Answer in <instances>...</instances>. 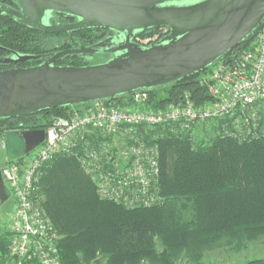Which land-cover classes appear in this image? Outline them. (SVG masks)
Wrapping results in <instances>:
<instances>
[{
    "label": "trees",
    "instance_id": "16d2710c",
    "mask_svg": "<svg viewBox=\"0 0 264 264\" xmlns=\"http://www.w3.org/2000/svg\"><path fill=\"white\" fill-rule=\"evenodd\" d=\"M17 7L12 0H0ZM56 23H71L76 17L53 12ZM261 23L238 46L211 66L163 87L148 90L149 105L158 110L183 103L187 94L196 103L211 98L202 83L219 61L230 62L253 46ZM160 29L139 37L159 33ZM105 28H83L72 33L46 32L0 14V70L3 58L12 54L39 58L20 63L22 67L43 62L51 53L75 46H91L105 37ZM73 40V42L71 41ZM58 65L94 64L85 54L59 57ZM106 104L131 105V93L104 100ZM77 105V104H76ZM71 106L45 109L23 117L0 118V133L8 130L46 129L56 117L66 116ZM237 114L211 121L208 137L190 131L173 134L157 127L160 151L161 204L127 207L99 198L92 178L73 155L58 153L43 169L36 186L41 204L60 235L62 264H92L101 256L105 264H178L187 258L200 264L208 251L229 247L237 251L248 242L264 238V117L257 129L228 136ZM203 122L199 125H205ZM195 128V129H194ZM25 155L10 160L23 162ZM8 162V163H9ZM11 233L0 237V264L9 253ZM241 264H264V257Z\"/></svg>",
    "mask_w": 264,
    "mask_h": 264
},
{
    "label": "water",
    "instance_id": "95a60500",
    "mask_svg": "<svg viewBox=\"0 0 264 264\" xmlns=\"http://www.w3.org/2000/svg\"><path fill=\"white\" fill-rule=\"evenodd\" d=\"M0 6L26 26L46 32L105 28L121 35L91 46L53 52L42 63L0 70V118L23 117L45 109L102 102L139 89H153L199 72L226 56L264 21V0H12ZM53 12L76 17L52 23ZM167 27L158 43L134 39L147 29ZM70 54H112L103 63L58 65ZM36 55L14 54L4 64H20ZM24 155L45 139V129L18 131ZM0 169V191L4 192Z\"/></svg>",
    "mask_w": 264,
    "mask_h": 264
},
{
    "label": "built area",
    "instance_id": "2783aa9c",
    "mask_svg": "<svg viewBox=\"0 0 264 264\" xmlns=\"http://www.w3.org/2000/svg\"><path fill=\"white\" fill-rule=\"evenodd\" d=\"M166 32L167 28H161L156 39ZM202 83L211 98L201 103L187 94L183 103L156 110L149 105L148 89H139L131 93V105L104 101L86 103L82 108L72 105L66 116L54 118L45 129L44 141L29 159L9 162L2 168L15 198L4 264H62L60 235L41 204L36 186L43 169L58 153L77 159L94 181L100 199L127 207H150L163 202L159 146L147 140V135L157 138V127L177 134L237 114L233 129L225 127L226 135L240 136L257 129L264 105V21L253 46L230 62L219 61ZM2 135L0 145L4 146Z\"/></svg>",
    "mask_w": 264,
    "mask_h": 264
},
{
    "label": "rangeland",
    "instance_id": "374dc122",
    "mask_svg": "<svg viewBox=\"0 0 264 264\" xmlns=\"http://www.w3.org/2000/svg\"><path fill=\"white\" fill-rule=\"evenodd\" d=\"M190 2L191 0H182L180 3L184 4ZM159 34L160 32L154 33L151 36L149 35V36L141 37L138 42L140 44L148 45L150 42H153L157 38V35ZM112 57H113L112 54L109 56L108 55L105 56L102 54L88 55L89 60H91V62L94 64L106 62ZM77 106L80 108L84 107L83 104H77ZM260 117H264V105L261 106ZM204 127L207 129L208 134L213 133L211 121H206L205 125H199V124L196 125V129L194 128L195 129L194 134L199 137H203L204 135H206L204 137H208V134L204 133L203 131ZM1 138H3V141L6 144V148H2V145H0V167L3 166L5 163H7V161L9 160L17 159L19 157L24 156V142L16 131L8 130L2 135ZM25 157L26 159H29L30 155H25ZM3 191L4 192H1L4 195L3 196L4 198L2 199H4L3 201H5L8 198V195L6 189H4ZM41 198L43 199V196H41ZM7 231H9L8 227H7ZM7 231H5L4 234ZM260 257H264V238L259 239L258 241L248 242L246 247L239 251L229 247L208 251L205 254V257L203 258L200 264H241L249 259L260 258ZM92 264H105V259L100 256L97 262ZM178 264H194V263L184 257L178 261Z\"/></svg>",
    "mask_w": 264,
    "mask_h": 264
},
{
    "label": "flooded vegetation",
    "instance_id": "af4514ba",
    "mask_svg": "<svg viewBox=\"0 0 264 264\" xmlns=\"http://www.w3.org/2000/svg\"><path fill=\"white\" fill-rule=\"evenodd\" d=\"M1 5H5L4 3H1ZM0 5V6H1ZM51 22L52 23H56V22H54V21H52L51 20ZM161 28H163V27H157V28H152V29H147V30H145V31H142V32H139L138 34H137V36H136V38L137 37H139L140 35H142V34H144V33H149V32H151L152 30H155V29H161ZM164 28H167V27H164ZM106 30V34H105V37L104 38H102L100 41H102V40H105V39H107V38H109V37H115L116 39H117V41H120L121 40V38H122V36L121 35H116L112 30H110V29H105ZM169 34V29L167 28V32L166 33H164V34H162L158 39H156L155 41H153V42H150L148 45H144V44H142L143 46H149V45H151V44H153V43H158V42H160L161 40H162V38L163 37H165L166 35H168ZM136 38L134 39L135 41H136ZM72 42H73V40H71ZM99 42V41H98ZM75 47H77V46H75ZM72 48H74V47H72ZM69 49V48H68ZM109 56V55H111V54H105V56ZM14 56V54H12V55H9V56H6L5 58H3L2 60H6V59H10V58H12ZM47 57H49V56H46V58ZM6 66H10V67H7V68H12V67H19L20 66V64H16V63H9V64H5ZM18 131H20V130H16V132H18ZM2 148H6V144L4 145V146H2ZM10 161V160H9ZM9 161H7V163L9 162ZM7 163H5L3 166H1L0 167V169H1V172H2V168L7 164ZM4 186H5V189H6V192H7V195H8V198L5 200V201H3L4 199H2V198H4L3 196V194L0 192V230H1V233H0V237L4 234V232L5 231H7V227H8V223H9V219H10V215H11V213H12V210H13V207H14V205H15V198L13 197V195H12V193H11V190H10V188L8 187V185H7V183L5 182V180H4ZM12 207V208H11ZM11 210V211H10ZM10 212V213H9ZM9 218V219H8ZM7 221H8V223H7ZM7 224V225H6Z\"/></svg>",
    "mask_w": 264,
    "mask_h": 264
},
{
    "label": "crops",
    "instance_id": "0c3cea01",
    "mask_svg": "<svg viewBox=\"0 0 264 264\" xmlns=\"http://www.w3.org/2000/svg\"><path fill=\"white\" fill-rule=\"evenodd\" d=\"M18 133V132H17ZM24 142V141H23ZM37 148H35L33 151H35ZM24 150H25V145H24ZM30 155H31V153H30Z\"/></svg>",
    "mask_w": 264,
    "mask_h": 264
}]
</instances>
